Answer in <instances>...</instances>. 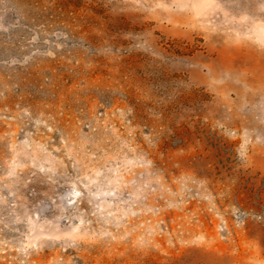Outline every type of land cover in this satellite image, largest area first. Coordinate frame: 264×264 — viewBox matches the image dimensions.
<instances>
[{"label":"rangeland","instance_id":"374dc122","mask_svg":"<svg viewBox=\"0 0 264 264\" xmlns=\"http://www.w3.org/2000/svg\"><path fill=\"white\" fill-rule=\"evenodd\" d=\"M0 264H264V0H0Z\"/></svg>","mask_w":264,"mask_h":264}]
</instances>
